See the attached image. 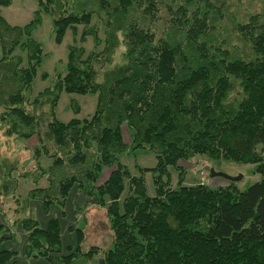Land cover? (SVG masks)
<instances>
[{"label":"trees","instance_id":"16d2710c","mask_svg":"<svg viewBox=\"0 0 264 264\" xmlns=\"http://www.w3.org/2000/svg\"><path fill=\"white\" fill-rule=\"evenodd\" d=\"M37 2L31 21L13 26L1 13L11 0H0V128L9 138L36 139L34 170L15 177V165L0 166L1 187L14 183L17 197L23 178L33 185L28 201L48 209L71 201L75 215L103 207L112 240L107 249L85 248L84 227L66 223L61 208L48 220L19 219L25 242L10 248L15 235L3 218L0 264H31L32 256L50 264H264V176L244 190L185 184L180 164L205 155L253 163L264 175V0L234 25L243 52L220 40L225 0ZM43 13L52 16L57 43L68 30L74 42L66 73L33 96L45 56L33 33ZM121 45L123 61L114 63ZM63 91L96 93L95 112L60 121ZM71 106L80 112L76 101ZM130 149L152 151L156 165L133 174L119 160ZM171 167L180 175L175 186Z\"/></svg>","mask_w":264,"mask_h":264},{"label":"rangeland","instance_id":"374dc122","mask_svg":"<svg viewBox=\"0 0 264 264\" xmlns=\"http://www.w3.org/2000/svg\"><path fill=\"white\" fill-rule=\"evenodd\" d=\"M263 0H225L224 14L219 20L217 31L220 32V40L224 39L225 46L233 50L243 52V43L239 41L237 33L234 30L235 23L244 22L250 14L259 11L262 7ZM38 9L37 0H11L9 6L1 8V13L11 25L24 26L31 21L34 12ZM36 40L42 43L44 50V58L38 67L36 77L32 84L31 94L37 95L45 88L52 87L56 81L57 75H64L67 71L68 48L74 42L73 33L68 30L64 35L61 43L55 41L53 19L50 14L43 13L41 24L33 33ZM88 50L93 48V38L89 37L84 43ZM124 45H121L115 55L114 63L123 61ZM2 56L0 46V58ZM46 72L48 76L42 77V73ZM76 101L80 105V112L75 113L71 106L72 101ZM97 105V94H77L63 91L56 108V115L60 121L68 122L74 117L87 118L95 112ZM1 112V108H0ZM125 140L129 143V130L124 127ZM35 138L30 140L9 138L3 134L0 128V166L7 169L9 165H15L14 176L17 177L22 171H33L34 162L32 160L31 147L35 143ZM119 160L125 164L133 174H139L138 167L152 168L156 165L157 159L152 151L146 149H130L126 153L119 155ZM186 170L184 173L185 184L203 183L211 187L226 186L234 183L239 189L244 190L249 185L261 180L263 174L256 172L253 163H238L225 159L211 160L205 155H197L189 160L180 162ZM214 168L216 171L224 172L231 176H241L236 182L220 176H211L210 170ZM106 171V170H105ZM104 171V173H105ZM108 171L102 177V181L107 177ZM172 185L175 186L179 180V172L174 168H170ZM146 181L148 192L154 195V186L152 182V172H146ZM18 188L15 194L23 201H18L13 197L12 188L14 183H9V187L4 189L1 187L3 181V172L0 168V221L5 219L6 227L10 232L14 233L15 238L7 241L6 247H21L24 242L23 232L17 226L18 220L23 217L34 216L42 221L48 220L50 217L62 216L61 208L66 212L63 216L64 221L68 224H75L84 227L85 241L84 247L90 245H99L107 249L112 240V231L109 226L106 210L103 207L89 206L84 213L75 215V207L71 201L59 207H44L42 201H28L27 196L33 185L18 178ZM45 182H43V185ZM11 187V188H10ZM2 188V189H1ZM30 204V205H28ZM47 211V212H46ZM4 215V216H3ZM2 217V219H1ZM65 238L70 239V235L65 234ZM25 261L31 264H50L48 261L32 256L25 258Z\"/></svg>","mask_w":264,"mask_h":264},{"label":"water","instance_id":"95a60500","mask_svg":"<svg viewBox=\"0 0 264 264\" xmlns=\"http://www.w3.org/2000/svg\"><path fill=\"white\" fill-rule=\"evenodd\" d=\"M210 175L211 176H220V177H223V178L229 180L230 182H236V181H238V180L241 179V176H231V175H228V174H226L224 172L216 171L214 168H211Z\"/></svg>","mask_w":264,"mask_h":264}]
</instances>
